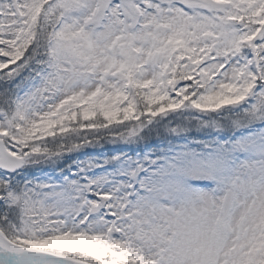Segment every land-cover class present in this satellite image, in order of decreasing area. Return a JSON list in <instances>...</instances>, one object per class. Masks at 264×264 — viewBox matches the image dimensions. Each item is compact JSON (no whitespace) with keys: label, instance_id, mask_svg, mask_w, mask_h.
<instances>
[{"label":"snow or ice","instance_id":"snow-or-ice-1","mask_svg":"<svg viewBox=\"0 0 264 264\" xmlns=\"http://www.w3.org/2000/svg\"><path fill=\"white\" fill-rule=\"evenodd\" d=\"M0 264H264V0H0Z\"/></svg>","mask_w":264,"mask_h":264}]
</instances>
